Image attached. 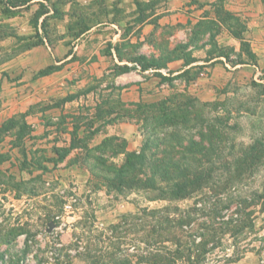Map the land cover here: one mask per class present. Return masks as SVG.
<instances>
[{"label":"rangeland","instance_id":"1","mask_svg":"<svg viewBox=\"0 0 264 264\" xmlns=\"http://www.w3.org/2000/svg\"><path fill=\"white\" fill-rule=\"evenodd\" d=\"M167 1L137 0L141 14L137 24L147 19L149 8L161 11ZM62 2L67 1L46 0L36 9L25 5L29 13L25 31L16 33L14 29L19 31L22 21L14 19L19 13L13 8L27 1L0 0L1 69L35 46L39 36L49 45L62 39L69 42L98 21L86 16L80 4L67 7ZM114 5L116 8V2ZM40 12L50 14L41 20L45 28L39 33ZM116 18L114 13L99 20ZM6 19H14L13 28ZM189 52L174 51L167 57L182 55L189 61ZM142 57L145 61L155 59L136 55L132 60ZM158 60L164 67V58ZM115 66L106 77L121 74ZM49 67L54 72L63 65ZM132 67L141 71L139 65ZM76 77L58 85L65 97L32 106L0 127V264H124L127 254L136 253L133 246L154 255L153 262L150 259L142 264H160L164 258L166 264H264V82L233 84L220 92L224 96L210 103L197 101L206 105L207 118L216 119L222 137L214 153V179L212 184L187 189L181 197H166L159 187L154 191L107 188L94 167L93 159L99 157L95 146L104 121L96 112L111 108V120L121 101L111 80L79 82ZM70 91L75 94H68ZM89 91L97 98L78 97ZM181 96L187 95H174ZM68 98H78L80 103L63 107L65 113L53 111ZM40 110L47 135L55 132L52 139L44 141L45 146L36 120ZM30 115L33 120L27 118ZM118 144L113 140V150ZM123 151L126 155L133 150L126 144ZM125 155L110 161L120 165ZM209 168L205 165L203 170ZM159 186L166 191L162 183ZM66 205L70 208L65 209ZM156 211L161 212V220L151 215ZM118 225L121 228L114 230ZM127 259L128 264L136 261Z\"/></svg>","mask_w":264,"mask_h":264},{"label":"crops","instance_id":"2","mask_svg":"<svg viewBox=\"0 0 264 264\" xmlns=\"http://www.w3.org/2000/svg\"><path fill=\"white\" fill-rule=\"evenodd\" d=\"M26 1V4L13 8L19 13L14 19L22 21L20 30L14 29L16 33L25 31L23 24L26 26L29 16L24 10L25 5L30 4L36 9L46 0ZM49 1L54 3L60 0ZM66 1L61 5L70 7L74 2L80 4L86 16L98 18V21L69 42L62 39L49 45L43 37L42 42L7 62L5 68H0V127L7 119L26 112L32 106L65 97L66 92L57 89L58 85H62L64 79L77 75L79 82L102 78L111 80L116 86V97L126 105L153 103L178 92L196 101L210 103L224 96L220 92L227 86H237V83L246 81L264 82V0H168L161 11H156L155 7L149 8L148 17L141 24H137L141 15L136 6L137 0ZM147 1L151 3V0ZM131 2L132 8H129ZM50 12L38 17L39 32L41 20ZM114 13H117L116 19L99 20L101 16L113 17ZM14 19H6V22L11 23ZM10 27L13 28L12 23ZM207 27L211 28L206 30ZM197 29L200 33L193 38V32ZM179 43L189 44L186 50L190 51L191 59L187 64L183 57L166 58ZM244 48L248 49L253 61ZM212 49L219 51L213 54L210 53ZM136 55L164 58V67L158 71L142 72L132 67L137 65L132 60ZM240 61L243 63L239 64ZM52 64L63 67L48 75H38ZM115 64L131 69L114 77H106ZM4 72L6 75L2 76ZM158 74L172 80L162 81ZM70 93L75 94L73 91ZM95 94L89 91L78 97L92 95L97 98ZM77 100L75 98L60 107L56 106L53 111L65 113L63 107L66 109L73 103L78 105L80 99ZM38 116L36 120L40 124L37 125L42 129L45 146L44 141L52 139L55 132L47 135L44 119L40 118L43 116L41 110ZM27 118L34 119L31 115ZM102 129L96 145L106 138H118L125 141L131 150L138 151L142 128L134 119H116L103 125Z\"/></svg>","mask_w":264,"mask_h":264},{"label":"trees","instance_id":"3","mask_svg":"<svg viewBox=\"0 0 264 264\" xmlns=\"http://www.w3.org/2000/svg\"><path fill=\"white\" fill-rule=\"evenodd\" d=\"M43 14H46V12H40L39 16ZM44 28V22H42L40 29ZM210 28L207 27L206 30ZM199 33V30L194 31L192 37H198ZM42 41V37L39 36L37 44ZM188 45V43L179 44L174 51H179V53L185 51ZM244 51L253 61L248 49L244 48ZM172 57L178 58L182 55ZM166 58L168 60L171 57ZM184 62L187 64L189 61L185 59ZM135 63L140 66L142 72L148 68L158 71L162 64L158 59L145 61L143 57L138 58ZM242 63L239 62V64ZM115 69L118 70V73H126L131 68L124 65L115 66ZM51 72L52 69L47 67L38 72V75L44 76ZM158 76L162 81L170 82L172 80L170 77L161 74H158ZM70 100L71 98H68L63 101ZM194 100L187 96H181L180 99L173 96L153 103L138 102L126 105L120 102L118 103V109L114 111V118L111 120L109 118V115L113 112L111 108L97 109L96 117L104 116L103 125L116 119L132 118L142 128L143 141L138 152L131 151L125 155L123 149L126 142L118 138H106L98 146H95L99 157L93 159L95 160L94 167L102 176L104 183L108 185V189L111 187L118 191L125 189L154 191L159 187L160 193L166 195V197H181L189 188L194 189L201 184H212L210 181L214 179L213 163L215 161L216 143L221 141L222 137L218 134L215 124L216 119L207 118L203 110L206 105H199ZM199 106L202 108L199 109ZM113 140L119 143L116 146L117 150H113ZM219 145L217 144V149H219ZM121 154L125 155L122 163L120 165L112 164L111 158ZM205 165L211 166V168L203 170ZM99 166L103 168H99ZM161 183L166 191L160 188ZM169 188H171L170 191L167 190ZM152 214L155 218L158 216V219H162L161 212H151ZM117 228L120 229L121 226L113 227L114 230ZM132 248L133 250L136 249V253L127 254L129 256L127 258H135L134 264L148 263L151 256H154L135 246ZM127 258L125 259L130 262ZM126 260H123L124 264H128ZM116 261V259H111V262L116 263ZM151 261L153 262L152 259ZM152 262L151 264H153ZM166 262V258L163 262L158 261L160 264H166ZM95 263L96 261L92 262V264ZM154 264H157V262Z\"/></svg>","mask_w":264,"mask_h":264},{"label":"built area","instance_id":"4","mask_svg":"<svg viewBox=\"0 0 264 264\" xmlns=\"http://www.w3.org/2000/svg\"><path fill=\"white\" fill-rule=\"evenodd\" d=\"M64 208H65V209H69V208H70V206H69V205H66Z\"/></svg>","mask_w":264,"mask_h":264}]
</instances>
